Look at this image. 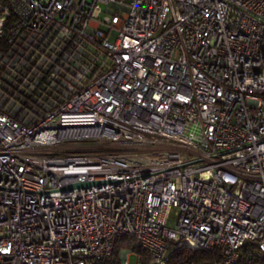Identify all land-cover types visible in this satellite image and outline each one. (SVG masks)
Here are the masks:
<instances>
[{"label":"built area","instance_id":"2783aa9c","mask_svg":"<svg viewBox=\"0 0 264 264\" xmlns=\"http://www.w3.org/2000/svg\"><path fill=\"white\" fill-rule=\"evenodd\" d=\"M123 236L264 256V0H0V264Z\"/></svg>","mask_w":264,"mask_h":264},{"label":"trees","instance_id":"16d2710c","mask_svg":"<svg viewBox=\"0 0 264 264\" xmlns=\"http://www.w3.org/2000/svg\"><path fill=\"white\" fill-rule=\"evenodd\" d=\"M123 240H130L134 242L132 239L128 237H117L115 239V249L113 255L111 257V262H116L117 260V247L119 243ZM135 245V244H134ZM134 249L137 253H142V264H148V257L145 253H143L139 248L134 246ZM220 260V252L215 250L213 252L206 251L203 249H189L185 248L175 252L169 259L168 264H215L216 261ZM256 264H264V256L256 258L254 260Z\"/></svg>","mask_w":264,"mask_h":264},{"label":"rangeland","instance_id":"374dc122","mask_svg":"<svg viewBox=\"0 0 264 264\" xmlns=\"http://www.w3.org/2000/svg\"><path fill=\"white\" fill-rule=\"evenodd\" d=\"M133 245H134V242H132L130 240L121 241L119 243V246L117 247V258H119L122 250H127V251H129L128 264H136L137 263V257H136L137 252L134 249Z\"/></svg>","mask_w":264,"mask_h":264},{"label":"water","instance_id":"95a60500","mask_svg":"<svg viewBox=\"0 0 264 264\" xmlns=\"http://www.w3.org/2000/svg\"><path fill=\"white\" fill-rule=\"evenodd\" d=\"M101 181H83V182H76L73 184H70L68 186H65L62 188V190H71L73 188H83V187H89L91 185L99 184Z\"/></svg>","mask_w":264,"mask_h":264}]
</instances>
